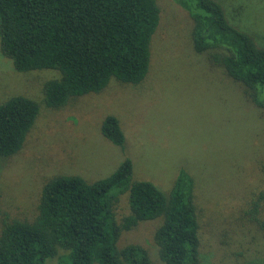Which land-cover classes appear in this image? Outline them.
<instances>
[{"label":"rangeland","instance_id":"rangeland-1","mask_svg":"<svg viewBox=\"0 0 264 264\" xmlns=\"http://www.w3.org/2000/svg\"><path fill=\"white\" fill-rule=\"evenodd\" d=\"M156 2L160 12L148 69L137 83L110 77L97 91L48 106L45 85L59 78V69L17 70L0 51V103L22 95L38 104L21 147L0 156V210L10 219L31 220L48 178L77 175L92 182L128 158L132 180H148L165 193L181 170L191 175L199 223L197 264H264V232L242 213L248 191L264 178L259 169L264 106L250 102L243 85L206 51L194 50L192 20L184 8L175 0ZM217 2L231 25L264 48V0ZM108 115L118 120L121 146L101 131ZM114 209L118 221L129 212L127 192ZM159 222V217L139 221L119 234L116 246L140 244L149 264H164L153 241ZM58 257L48 256L46 264H57Z\"/></svg>","mask_w":264,"mask_h":264},{"label":"trees","instance_id":"trees-1","mask_svg":"<svg viewBox=\"0 0 264 264\" xmlns=\"http://www.w3.org/2000/svg\"><path fill=\"white\" fill-rule=\"evenodd\" d=\"M175 1L192 20L194 50L206 51L243 85L250 102L264 106V48L228 22L217 0ZM159 12L156 0H0V51L17 70L59 69V78L45 85L46 104L59 106L72 95L101 89L110 77L123 83L142 80ZM37 112V102L22 95L0 103V156L21 147ZM101 131L123 144L115 116L105 117ZM259 169L264 173V162ZM131 174L132 163L125 158L92 182L55 175L44 182L33 219H10L0 210V264H46L57 253V264H149L142 245L117 247L116 240L139 221L157 217L153 241L161 261L197 264L199 223L191 175L181 170L165 193L148 180H132ZM260 181L248 191L242 213L264 232V178ZM125 192L129 212L118 221L114 208Z\"/></svg>","mask_w":264,"mask_h":264}]
</instances>
